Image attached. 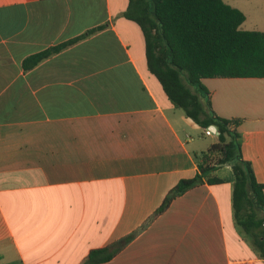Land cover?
Segmentation results:
<instances>
[{"label":"crops","instance_id":"0c3cea01","mask_svg":"<svg viewBox=\"0 0 264 264\" xmlns=\"http://www.w3.org/2000/svg\"><path fill=\"white\" fill-rule=\"evenodd\" d=\"M226 1L245 14L242 28L264 30V0ZM127 4L0 0V264H80L128 235L97 264H264L236 221L230 163L209 172L221 181L204 178L157 212L217 138L204 142L171 104ZM202 82L217 115L241 118L243 157L264 182V77Z\"/></svg>","mask_w":264,"mask_h":264},{"label":"trees","instance_id":"16d2710c","mask_svg":"<svg viewBox=\"0 0 264 264\" xmlns=\"http://www.w3.org/2000/svg\"><path fill=\"white\" fill-rule=\"evenodd\" d=\"M125 15L143 31L147 66L160 81L171 104L182 108L203 128L216 125V141L198 161L199 171L182 178L165 195L157 212L171 199L201 183L221 181L209 175L218 165L230 163L233 172L232 204L236 221L251 235L264 256V182L258 181L251 161L241 150V118L217 115L210 106L203 77H264V30L241 27L245 14L226 0H128ZM68 39L27 55L29 68L68 45ZM130 235L89 250L80 264L109 260ZM257 238V240H256Z\"/></svg>","mask_w":264,"mask_h":264},{"label":"rangeland","instance_id":"374dc122","mask_svg":"<svg viewBox=\"0 0 264 264\" xmlns=\"http://www.w3.org/2000/svg\"><path fill=\"white\" fill-rule=\"evenodd\" d=\"M202 139L204 142H207V144H209L214 139V136L203 134ZM210 152H211V154H207L208 158H210V160H214L216 158V152H212V151H210Z\"/></svg>","mask_w":264,"mask_h":264},{"label":"built area","instance_id":"2783aa9c","mask_svg":"<svg viewBox=\"0 0 264 264\" xmlns=\"http://www.w3.org/2000/svg\"><path fill=\"white\" fill-rule=\"evenodd\" d=\"M204 134H207V135H211L214 132V130L212 129V126L211 125H208L206 127H204V131H203ZM263 225H264V221H263Z\"/></svg>","mask_w":264,"mask_h":264},{"label":"water","instance_id":"95a60500","mask_svg":"<svg viewBox=\"0 0 264 264\" xmlns=\"http://www.w3.org/2000/svg\"><path fill=\"white\" fill-rule=\"evenodd\" d=\"M212 126V129L214 130V132L216 133V125L215 124H210Z\"/></svg>","mask_w":264,"mask_h":264}]
</instances>
